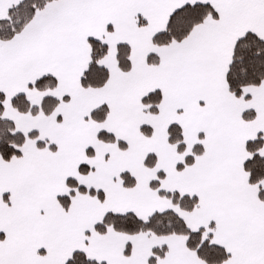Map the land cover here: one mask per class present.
I'll return each instance as SVG.
<instances>
[{
    "label": "snow or ice",
    "instance_id": "6c2138e0",
    "mask_svg": "<svg viewBox=\"0 0 264 264\" xmlns=\"http://www.w3.org/2000/svg\"><path fill=\"white\" fill-rule=\"evenodd\" d=\"M0 264H264V0H0Z\"/></svg>",
    "mask_w": 264,
    "mask_h": 264
}]
</instances>
